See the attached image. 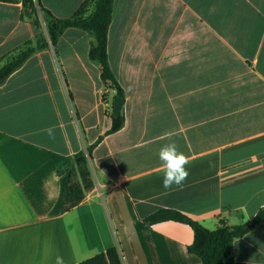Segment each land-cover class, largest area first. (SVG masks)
Listing matches in <instances>:
<instances>
[{
  "label": "crops",
  "instance_id": "0c3cea01",
  "mask_svg": "<svg viewBox=\"0 0 264 264\" xmlns=\"http://www.w3.org/2000/svg\"><path fill=\"white\" fill-rule=\"evenodd\" d=\"M36 1L67 19L87 0ZM39 37L48 47L0 84V264H80L112 247L122 264H203L189 225L144 219L173 209L212 230L251 224L264 208V0H114L108 58L125 125L113 134L93 36L69 28L52 45L21 0L0 1V68ZM169 136L190 164L166 190ZM93 145L94 186L67 210L68 164ZM234 252L264 264V223Z\"/></svg>",
  "mask_w": 264,
  "mask_h": 264
},
{
  "label": "trees",
  "instance_id": "16d2710c",
  "mask_svg": "<svg viewBox=\"0 0 264 264\" xmlns=\"http://www.w3.org/2000/svg\"><path fill=\"white\" fill-rule=\"evenodd\" d=\"M2 2H15L19 0H0ZM25 13L32 18V22L38 28L45 25L50 37V43L56 45L63 33L69 28H79L89 32L93 36L90 49V59L102 67L101 78L105 90L114 92L113 100L124 99L125 92L117 81L108 58V32L113 18L114 0H87L76 14L67 19L55 17L36 0H21ZM93 10L88 14V8ZM44 37H39L37 42L29 43L8 57L0 68V84L23 66L30 56L48 47ZM103 98L109 99L105 91ZM112 128L108 134L121 130L125 125V117L121 112L118 117L113 114ZM94 145L88 152H81L69 162L67 169L70 171V183L66 197V209L71 210L78 206L85 198L86 193L93 186V180L88 163V154L92 152ZM174 221L189 225L194 231V242L189 246L190 253L198 256L203 264H235L234 242L246 235L252 227L250 224L228 226L223 224L216 229H208L201 223L189 218L185 214L173 209H161L144 219L147 225H155L162 222ZM254 226L264 223V208L260 209L253 218ZM80 264H122L119 251L116 247L109 248L105 253H100Z\"/></svg>",
  "mask_w": 264,
  "mask_h": 264
},
{
  "label": "clouds",
  "instance_id": "9594fccd",
  "mask_svg": "<svg viewBox=\"0 0 264 264\" xmlns=\"http://www.w3.org/2000/svg\"><path fill=\"white\" fill-rule=\"evenodd\" d=\"M51 139H55V127L49 126L43 130ZM169 143L162 145L158 151V158L161 161L163 173L162 186L169 190L174 186L182 188L189 176L187 166L190 164L189 157L179 150L175 140L168 137ZM55 264H65L64 258L60 255L55 257Z\"/></svg>",
  "mask_w": 264,
  "mask_h": 264
},
{
  "label": "water",
  "instance_id": "95a60500",
  "mask_svg": "<svg viewBox=\"0 0 264 264\" xmlns=\"http://www.w3.org/2000/svg\"><path fill=\"white\" fill-rule=\"evenodd\" d=\"M125 100L124 99H116L114 102V117H118L121 113L122 107L124 105ZM254 224L251 223L249 227H253Z\"/></svg>",
  "mask_w": 264,
  "mask_h": 264
}]
</instances>
